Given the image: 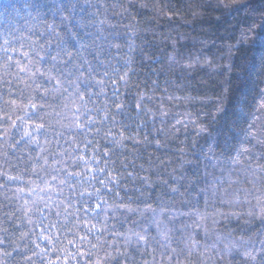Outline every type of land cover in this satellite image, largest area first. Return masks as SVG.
<instances>
[{"label":"trees","instance_id":"trees-1","mask_svg":"<svg viewBox=\"0 0 264 264\" xmlns=\"http://www.w3.org/2000/svg\"><path fill=\"white\" fill-rule=\"evenodd\" d=\"M49 24L88 98L25 113L15 60ZM0 110V264H264V0H0Z\"/></svg>","mask_w":264,"mask_h":264},{"label":"snow or ice","instance_id":"snow-or-ice-1","mask_svg":"<svg viewBox=\"0 0 264 264\" xmlns=\"http://www.w3.org/2000/svg\"><path fill=\"white\" fill-rule=\"evenodd\" d=\"M73 10V6L66 8L64 13L65 16L68 17L72 15ZM46 32L48 41L47 45L33 41L28 47V50L20 52V55L26 62L22 64L21 60H15V69L18 70L19 74L27 77L25 87L28 89L29 95L25 97V99L28 101L23 107V111L25 113H28L29 109H31V112H35L40 109H45L46 106L52 108L53 105L44 103V100L49 97L67 96L69 97L72 104H76L77 100L83 104L88 98L87 93H84L80 88V84L82 80L87 82L89 78L93 76L94 69H92L90 64L84 63V57L73 55L67 50L65 47V40L63 38L62 31L58 26L49 24L46 27ZM21 49H23V47H21ZM4 50L7 51V49ZM12 51L15 52L16 49H12ZM31 57H34L35 59H31ZM7 61L8 64L3 66V71L5 74L10 76L12 75V72L8 71V69L12 67L13 57L8 56ZM45 61H48L47 65L44 63ZM16 78L19 80L21 77L20 75H17ZM95 83L100 84L101 81L96 79ZM39 101H43V103H38ZM5 103L15 104V101L10 100ZM75 110L79 112V107H75ZM6 116H8V114L4 112V115H0V119H4ZM20 118L22 119V117ZM50 118H58L57 109H53ZM13 126H15V122H13ZM46 127L47 125L45 121L36 123L35 127L32 129V132L25 130L23 135L28 139L30 144H36L39 146L40 141L38 137H40L41 132ZM17 143H19V141H17ZM10 147L15 149L16 145L12 144ZM6 156L7 154H5V157ZM181 167H183V163L181 164ZM5 175L9 180L19 179L18 176L7 175L6 173ZM180 179L182 178L175 177V180L177 181ZM143 180L146 184L151 186V181L148 177H144ZM163 183L166 185L170 193L178 195L185 200L189 198V191H186L185 187H183L180 183H169L168 181H163ZM173 184L175 186H172ZM100 203H103L102 197L100 198ZM98 207L99 204H97V208ZM127 210L130 214L136 211L131 207H129ZM149 211L155 215V210L150 208L146 209L144 213H141V215H146ZM171 211L175 212L176 210L172 209ZM194 219L197 228L203 227L205 231H207L209 214L206 211L195 212ZM213 224H215V221H213ZM170 231L171 229L169 228L167 231H161L159 234L164 238V240H168ZM130 233L141 242L147 241L146 235L142 234V232L139 230L131 229V226ZM189 243L193 246H196L197 244V242L192 239H189ZM171 259L172 257L170 256L169 260Z\"/></svg>","mask_w":264,"mask_h":264}]
</instances>
